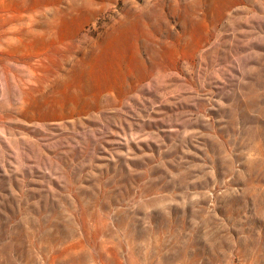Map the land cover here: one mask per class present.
I'll use <instances>...</instances> for the list:
<instances>
[{
    "label": "rangeland",
    "instance_id": "374dc122",
    "mask_svg": "<svg viewBox=\"0 0 264 264\" xmlns=\"http://www.w3.org/2000/svg\"><path fill=\"white\" fill-rule=\"evenodd\" d=\"M0 264H264V0H0Z\"/></svg>",
    "mask_w": 264,
    "mask_h": 264
}]
</instances>
